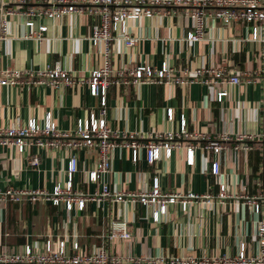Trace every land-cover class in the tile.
<instances>
[{
    "label": "crops",
    "instance_id": "obj_1",
    "mask_svg": "<svg viewBox=\"0 0 264 264\" xmlns=\"http://www.w3.org/2000/svg\"><path fill=\"white\" fill-rule=\"evenodd\" d=\"M264 6V0H258ZM26 4L0 0V20L7 21V37L0 40V70L42 69L46 65L68 71L76 78L86 79L91 71L102 65L105 45H93L88 39L96 18L88 13L71 14L59 18L34 17V30L47 26L41 41L24 38L28 31L22 12ZM11 15H3L6 9ZM190 19L181 8L160 9L153 17L128 21V30L138 38L132 47L120 40L111 41L109 59L114 70L132 69L139 65L160 68L163 62L178 70L198 67L221 69L224 73L240 70L250 76L249 82L236 85L193 82L185 85L172 83L110 84L105 92L106 123L119 132H136L140 142L156 131H178L182 116L188 132L200 137H182L184 145H194L193 164L185 161V148H173L169 157L161 152L157 160L148 163L145 149L132 158L131 149L116 146L110 150L109 171L95 181L88 173L98 160L94 147L75 149L78 166L73 174L74 188L96 195L103 183L111 190L136 192L148 189L154 177L163 192L188 190L196 193L219 191L224 183L233 193L252 196L264 189V140H247L249 149L235 152L242 144L240 134H259L264 125V45L251 40V24L234 22L225 25L208 17L200 40L186 39ZM244 78V77H242ZM227 94L221 102L218 91ZM101 96L90 94L86 81L51 87L45 84L0 86V127L12 123L25 124L30 118L42 123L45 114L57 129L71 132L78 119L100 115ZM173 117L167 120L166 110ZM226 134L227 149L218 156L200 148L207 139ZM55 148L31 145L20 154L12 145H0V188H41L51 191L56 183L66 180L67 156L72 152L65 141ZM217 157L219 175L210 173V162ZM36 158L37 164L30 161ZM154 205L145 207L139 202L88 200L82 210H67L63 203L22 201L0 205V247L22 250L29 244L41 250L47 239L54 244L64 239L68 251L78 242L90 251L103 247L112 254L131 257L143 256H233L241 242L246 253H255L258 219L244 197H231L223 204L215 198L210 203L194 201L187 211L178 203L169 204L165 214L152 219ZM129 233L119 234L120 223Z\"/></svg>",
    "mask_w": 264,
    "mask_h": 264
},
{
    "label": "built area",
    "instance_id": "obj_2",
    "mask_svg": "<svg viewBox=\"0 0 264 264\" xmlns=\"http://www.w3.org/2000/svg\"><path fill=\"white\" fill-rule=\"evenodd\" d=\"M16 4H26L22 12L25 17V26L28 31L24 38L37 41L43 40L47 26L40 24L34 30V17L59 18L65 15L88 13L96 18L89 40L96 45L102 42L105 47L102 51V65L93 69L86 79L76 78L68 71L61 69L58 65H46L42 69H13L5 68L0 70V86L18 84H45L57 87L64 84H80L87 82L90 94L101 96L100 115L95 117L91 114L89 119H78L76 127L71 132L57 129L50 114H45L42 123L30 118L25 124L12 123L7 127H0V145H12L20 154L27 151V148L34 145L39 148H55L61 144L62 139L69 138L63 144L72 152L67 156L66 180L63 184L56 183L51 191L41 188H0V205L7 203H21L22 201L36 202L39 200L49 201L52 204L63 203L67 210L76 207L82 210L88 200H110L116 202H139L145 207L155 206L152 211V219L165 214L169 204L178 203L182 210L187 211L189 205L194 201L210 203L215 198L219 204L231 197H244L252 210L257 214L264 213V189L252 196H245L233 193L228 190L224 183L219 184V191L216 196L211 193H196L190 190L186 192L173 191L163 192L159 187L157 177L153 178L148 189H141L136 192H123L111 190L108 183H103L101 190L96 195H89L74 188L73 174L77 170L78 160L74 152L80 147H94L98 150V160L92 170L88 173L90 181L97 180L109 171L110 150L116 146L128 147L131 149L132 158L135 161L139 149H145V156L148 163H153L162 152L164 157H169L173 148H185V161L193 164L194 145H184L182 137L198 138V132H188L186 119L182 116L178 131L170 130L156 131L143 142L138 137L142 134L136 132H123L109 127L104 119L105 115V92L110 84L119 85L121 82L128 84L142 83H172L185 85L193 82H200L206 85L221 83L236 85L240 82H249L250 76L240 70H230L224 73L221 69L212 67H198L193 70H178L163 62L160 68L150 65H139L132 69L114 70L109 59V48L111 41L120 40L125 47L134 46L138 38L128 30V21H135L141 17H153L160 9L181 8L190 19V30L186 39L196 42L201 39L206 27L208 17L217 19L225 25L234 22L251 24V40H259L264 45V6L258 0H11ZM14 9H6L3 15H11ZM7 21L0 20V40L7 37ZM264 55V54H263ZM244 77V78H242ZM227 94L225 90L217 92L215 99L221 102ZM167 120L173 117L171 108L166 110ZM242 144L233 147L235 152L249 149L247 140L260 138L264 140V125L259 134H240L236 137ZM206 141L200 148L207 153L218 156L220 152L227 149L226 141L230 139L226 134L214 137H206ZM37 164L38 160L33 158L30 161ZM220 172V164L217 157L210 162V173L217 176ZM119 234L128 238L129 233L124 228V222L120 223ZM258 249L255 253H246V244L241 242L238 252L233 256H121L110 253L103 247H95L90 251L80 247L78 242L70 246L68 251L66 241L58 240L55 244L47 239L41 250L31 245H24L22 250L2 246L0 247V264H264V219H258L255 232Z\"/></svg>",
    "mask_w": 264,
    "mask_h": 264
}]
</instances>
